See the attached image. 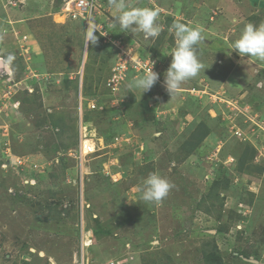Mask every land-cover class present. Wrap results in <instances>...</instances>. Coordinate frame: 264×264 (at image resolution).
Listing matches in <instances>:
<instances>
[{"label":"rangeland","instance_id":"374dc122","mask_svg":"<svg viewBox=\"0 0 264 264\" xmlns=\"http://www.w3.org/2000/svg\"><path fill=\"white\" fill-rule=\"evenodd\" d=\"M63 8L0 0V264H264V7Z\"/></svg>","mask_w":264,"mask_h":264},{"label":"built area","instance_id":"2783aa9c","mask_svg":"<svg viewBox=\"0 0 264 264\" xmlns=\"http://www.w3.org/2000/svg\"><path fill=\"white\" fill-rule=\"evenodd\" d=\"M105 4L108 5V0H63V9L65 11V15L68 16L70 19H81L84 21L88 39L90 37L91 30L95 29L104 37V40L108 42V40H111L110 35L108 34L109 30H107L105 23L101 22V20L99 19V16H101V11ZM126 57L127 58L124 61H119L118 63H116V65L112 69V75L108 81V85L111 88H116L120 84V81L127 74L126 72L129 69V59L133 60V58L128 56ZM131 67L136 70L142 68L147 75L152 74L153 66L147 63L144 64L139 60L134 59ZM90 105L92 107L95 106L94 104ZM84 140L85 139H81V155H84ZM81 264H84V258Z\"/></svg>","mask_w":264,"mask_h":264},{"label":"trees","instance_id":"16d2710c","mask_svg":"<svg viewBox=\"0 0 264 264\" xmlns=\"http://www.w3.org/2000/svg\"><path fill=\"white\" fill-rule=\"evenodd\" d=\"M62 1V0H61ZM253 2V4H258L259 6L261 7H264V2L263 0H251ZM108 3L111 4V0H108ZM82 25H83V28L85 30V24H84V21L83 20H80L79 21ZM101 36L102 40H103V37L102 35L95 29H92L91 30V34H90V38H89V43L91 42V39L93 36ZM216 186H219L220 185V181H216L214 182ZM208 264H223V261H222V258L220 256H217L214 252H210L209 254H206L205 256Z\"/></svg>","mask_w":264,"mask_h":264},{"label":"bare ground","instance_id":"6f19581e","mask_svg":"<svg viewBox=\"0 0 264 264\" xmlns=\"http://www.w3.org/2000/svg\"><path fill=\"white\" fill-rule=\"evenodd\" d=\"M64 20V17H62L61 15H57L56 16V21L57 22H62Z\"/></svg>","mask_w":264,"mask_h":264},{"label":"clouds","instance_id":"9594fccd","mask_svg":"<svg viewBox=\"0 0 264 264\" xmlns=\"http://www.w3.org/2000/svg\"><path fill=\"white\" fill-rule=\"evenodd\" d=\"M108 5H111V4L108 3ZM72 20H73V19H72ZM80 20H81V19H80ZM85 34H86V28H85ZM90 34H91V33H90ZM86 38H87L86 41L88 42L89 39H88V37H87V34H86ZM89 38H90V37H89Z\"/></svg>","mask_w":264,"mask_h":264}]
</instances>
